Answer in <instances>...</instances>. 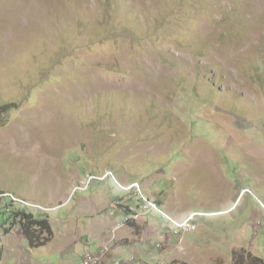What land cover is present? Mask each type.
<instances>
[{
	"label": "rangeland",
	"instance_id": "374dc122",
	"mask_svg": "<svg viewBox=\"0 0 264 264\" xmlns=\"http://www.w3.org/2000/svg\"><path fill=\"white\" fill-rule=\"evenodd\" d=\"M16 102L0 192L53 236H5L0 197V264H264V0H0V105ZM107 172L195 230L166 236L154 212L118 227L109 200L137 212L133 193L74 192Z\"/></svg>",
	"mask_w": 264,
	"mask_h": 264
},
{
	"label": "trees",
	"instance_id": "16d2710c",
	"mask_svg": "<svg viewBox=\"0 0 264 264\" xmlns=\"http://www.w3.org/2000/svg\"><path fill=\"white\" fill-rule=\"evenodd\" d=\"M19 104L20 103L16 102L9 104L3 103L0 105V128L5 126L4 115L11 112L12 110L18 109ZM3 194L5 193L0 192V195ZM14 202L16 201L10 200L6 206H3V210L10 213L11 219V223L8 228L4 229V233L10 232L14 226H17L31 249L41 248L49 243L53 236V231L49 220L47 218L36 219L32 213H28L23 209L14 208L15 210H11L10 207L13 209V204H15ZM113 207L118 208V211H122L123 213H121L125 218L129 217L135 212L130 206L123 207L121 200L114 202ZM128 224H132V222H129ZM171 264L176 263L173 262ZM233 264H263V261L262 259H253L249 254H244L240 251L239 253H233Z\"/></svg>",
	"mask_w": 264,
	"mask_h": 264
},
{
	"label": "built area",
	"instance_id": "2783aa9c",
	"mask_svg": "<svg viewBox=\"0 0 264 264\" xmlns=\"http://www.w3.org/2000/svg\"><path fill=\"white\" fill-rule=\"evenodd\" d=\"M109 177H111L113 179V181L117 184V186L120 189H122L126 193H133L135 195L136 199L138 200V203H139L138 211L134 212L129 217H138L139 218L142 215L149 214L151 212L157 213V205H158L157 202L154 201L153 199H149L146 196V194H144L142 192L138 183H131L130 185H128L126 187H122L120 184H118L116 182L115 178L113 177V175L110 172H107V173L100 175V176L95 175V174L87 175L86 182H85L84 186L76 188V190L74 192H76L77 190L85 191V190H87L88 186L92 182L105 181ZM157 214L161 215L166 221H168V223L170 224L168 226V230H171L173 232V234L181 235V234H185V233H188V232L195 230V226L192 224L193 217H190L183 222H177V221H174L172 218H170L169 216H167L164 213H157ZM124 224H126V218H125L123 223H121L120 225H117V226L121 227ZM92 263H93V259L91 258V256L86 257L84 264H92Z\"/></svg>",
	"mask_w": 264,
	"mask_h": 264
},
{
	"label": "crops",
	"instance_id": "0c3cea01",
	"mask_svg": "<svg viewBox=\"0 0 264 264\" xmlns=\"http://www.w3.org/2000/svg\"><path fill=\"white\" fill-rule=\"evenodd\" d=\"M134 183V182H133ZM91 185V184H90ZM89 185V186H90ZM88 191V190H87ZM96 191V190H95ZM103 191H96L95 193H93V196L95 195V194H97V196H98V194H100V193H102ZM85 198V197H84ZM87 198V197H86ZM90 198V197H89ZM89 198H87V199H89ZM128 198V197H127ZM118 200H120V199H110L109 200V204H108V206H107V208L108 207H111V206H113L114 205V202H116V201H118ZM123 204V203H122ZM62 205H64V203L62 202V203H59V204H57L53 209H56L57 207H59V206H62ZM106 208V209H107ZM49 209H52V208H49ZM106 211H108V210H106ZM103 213V212H102ZM101 213V214H102ZM99 215H100V213H99ZM127 218H129V217H126V219ZM113 222V221H112ZM131 222V221H130ZM13 229H17V226H14L11 230H13ZM11 230H10V232H11ZM164 234L166 235V236H168V235H170V233H169V230H168V227H165L164 228ZM9 233V232H8ZM8 233H4L5 234V236H6V234H7V236H10L11 235V233L10 234H8ZM163 234V235H164ZM21 237H23V236H21ZM24 238V237H23Z\"/></svg>",
	"mask_w": 264,
	"mask_h": 264
},
{
	"label": "bare ground",
	"instance_id": "6f19581e",
	"mask_svg": "<svg viewBox=\"0 0 264 264\" xmlns=\"http://www.w3.org/2000/svg\"><path fill=\"white\" fill-rule=\"evenodd\" d=\"M0 197H6V198H9L10 200H12V201H19L17 198H14L11 194H9V193H5V194H3V195H0ZM22 203V202H21ZM26 204V203H25ZM26 205H28V204H26ZM30 206V205H29ZM31 207V206H30ZM32 208V207H31ZM157 213H163V212H161L159 209H158V207H157ZM130 220V219H129ZM126 221H128L127 219H126Z\"/></svg>",
	"mask_w": 264,
	"mask_h": 264
},
{
	"label": "clouds",
	"instance_id": "9594fccd",
	"mask_svg": "<svg viewBox=\"0 0 264 264\" xmlns=\"http://www.w3.org/2000/svg\"><path fill=\"white\" fill-rule=\"evenodd\" d=\"M20 201V200H19ZM22 202V201H21ZM27 204V203H26ZM29 205V204H28ZM139 208V207H138Z\"/></svg>",
	"mask_w": 264,
	"mask_h": 264
}]
</instances>
